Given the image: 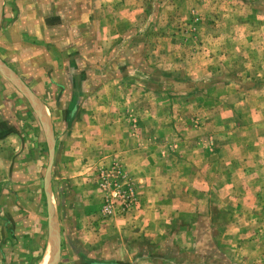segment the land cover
<instances>
[{
  "label": "rangeland",
  "instance_id": "obj_1",
  "mask_svg": "<svg viewBox=\"0 0 264 264\" xmlns=\"http://www.w3.org/2000/svg\"><path fill=\"white\" fill-rule=\"evenodd\" d=\"M0 119V264H264V0H0Z\"/></svg>",
  "mask_w": 264,
  "mask_h": 264
},
{
  "label": "bare ground",
  "instance_id": "obj_2",
  "mask_svg": "<svg viewBox=\"0 0 264 264\" xmlns=\"http://www.w3.org/2000/svg\"><path fill=\"white\" fill-rule=\"evenodd\" d=\"M13 81L21 86L25 92L27 91L24 86V84H21L22 82H20V80L16 77L11 76ZM23 85V86H22ZM28 93V92H26ZM31 103L33 104L34 108L36 109L38 115L40 116V119L44 125V129L46 131V134L48 135V141L50 144H52L53 142V138L52 137V132H51V121H50V114H49V110L47 108V106L43 103L40 102L41 100L39 98H36L35 96H33L32 94L28 93ZM50 208V205H49ZM51 212V223H53V226H51L52 229V233H51V245L50 248L48 249L42 264H57L58 262V253H59V243H58V235L56 233V224H55V219H54V210L53 208L50 209ZM53 214V215H52ZM50 219V218H49ZM53 238H54V242H53Z\"/></svg>",
  "mask_w": 264,
  "mask_h": 264
},
{
  "label": "crops",
  "instance_id": "obj_3",
  "mask_svg": "<svg viewBox=\"0 0 264 264\" xmlns=\"http://www.w3.org/2000/svg\"><path fill=\"white\" fill-rule=\"evenodd\" d=\"M6 75H7V77L16 85V86H18V88L24 93V95L26 96V98L28 97V98H30L29 97V95H28V93H30V94H32L33 96H35V94H34V92L28 87V86H26L21 80H20V78L13 72V71H11L10 69H8V68H6ZM11 76H13V77H16V78H18L19 80H20V82H22L21 84H24V86H25V88H27L26 90V92H28V93H26L25 92V90L21 87V86H19V85H17L14 81H13V79H12V77ZM23 86V85H22ZM36 97V96H35ZM37 98V97H36ZM29 102H31L30 101V99H29ZM40 102H42V101H40ZM32 104V103H31ZM50 114V113H49ZM40 117V116H39ZM4 123L5 124V122L4 121H1V119H0V123ZM44 126V125H43ZM47 140H48V138H47ZM49 142V141H48ZM54 210V209H53ZM53 215V214H52ZM54 217V219H55V216H53ZM55 224H56V219H55ZM51 226H53V223H51V212H50V235H51V233H52V229H51ZM53 242H54V238H53ZM50 245H51V236H50V239H49V242H48V249L50 248ZM48 249H46V252L44 253V251H45V248H44V250H43V252H42V255H41V259H40V261H38V263L37 264H42V262H43V259H44V257H45V255H46V253H47V251H48ZM58 249H59V246H58ZM58 259H59V253H58Z\"/></svg>",
  "mask_w": 264,
  "mask_h": 264
},
{
  "label": "built area",
  "instance_id": "obj_4",
  "mask_svg": "<svg viewBox=\"0 0 264 264\" xmlns=\"http://www.w3.org/2000/svg\"><path fill=\"white\" fill-rule=\"evenodd\" d=\"M113 195L115 196L116 193H113ZM107 211H111V209H110V204H109V206H108V210H107Z\"/></svg>",
  "mask_w": 264,
  "mask_h": 264
},
{
  "label": "water",
  "instance_id": "obj_5",
  "mask_svg": "<svg viewBox=\"0 0 264 264\" xmlns=\"http://www.w3.org/2000/svg\"><path fill=\"white\" fill-rule=\"evenodd\" d=\"M103 264H106V263H103ZM107 264H112V263H107Z\"/></svg>",
  "mask_w": 264,
  "mask_h": 264
}]
</instances>
